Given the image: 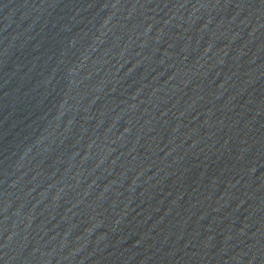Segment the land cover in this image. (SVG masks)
Returning a JSON list of instances; mask_svg holds the SVG:
<instances>
[{
    "label": "water",
    "instance_id": "water-1",
    "mask_svg": "<svg viewBox=\"0 0 264 264\" xmlns=\"http://www.w3.org/2000/svg\"><path fill=\"white\" fill-rule=\"evenodd\" d=\"M0 264H264V0H0Z\"/></svg>",
    "mask_w": 264,
    "mask_h": 264
}]
</instances>
